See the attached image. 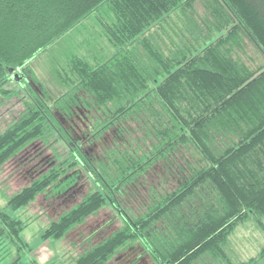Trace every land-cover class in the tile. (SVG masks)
Returning <instances> with one entry per match:
<instances>
[{"label":"trees","instance_id":"1","mask_svg":"<svg viewBox=\"0 0 264 264\" xmlns=\"http://www.w3.org/2000/svg\"><path fill=\"white\" fill-rule=\"evenodd\" d=\"M199 1L210 3L0 0V103L17 99L23 107L0 130V169L30 146H50L49 138L66 145L60 163L11 198L6 210L16 213L61 184L80 157L93 180L89 192L49 224L43 240L65 237L108 203L124 220L72 264H107L135 245L152 264H199L225 256L239 222L262 226L264 65L252 69L239 51L247 41L264 56V0H215L212 21L221 35L194 25V34L181 38L172 17ZM105 4L112 18L102 25L116 48L113 57L98 63L71 53L65 68L56 69L68 89L60 98L8 87L22 80L21 68ZM96 141L94 164L82 146ZM158 166L162 175L152 183L147 179ZM138 197V209L126 204ZM6 210L0 208V253L6 257L13 247L11 264H24L31 253L22 238L27 223Z\"/></svg>","mask_w":264,"mask_h":264},{"label":"rangeland","instance_id":"2","mask_svg":"<svg viewBox=\"0 0 264 264\" xmlns=\"http://www.w3.org/2000/svg\"><path fill=\"white\" fill-rule=\"evenodd\" d=\"M209 2L199 1L190 10L181 11L177 16L174 14L172 17L174 21L170 25L176 27L177 32L175 33L179 32L181 38L187 39L189 34H194L192 29L195 25L196 27H202L204 31L210 30L212 32L215 30L213 37L217 38L221 35V32L216 31L220 25L218 22L212 21L218 2L216 3L215 0H209ZM111 18L112 13L109 11L108 6L103 5L98 12L74 28L53 48L35 57L25 67L21 68L18 73L22 80L15 81L13 79L8 87L23 94L32 93V87H34L36 90L46 91L57 98L62 97L68 89L58 80L56 69L65 68V64L67 65L68 62L66 58L70 57L71 53L78 54L79 57L85 56L98 63L106 61L105 59L109 60L117 53L102 25L104 19ZM204 19L210 21V23H203ZM164 42L170 45L169 39L166 37ZM243 43L246 45L239 51L241 56L239 57L243 59L245 64L252 69L263 66L264 56L260 51L247 41ZM22 111V104L17 99L10 103H0V130L13 122ZM79 129L81 135L84 129ZM89 138L84 137L82 139L83 143H87ZM106 141L108 140L106 139ZM48 142H50V146L48 144L30 146L23 150L17 158H14L0 169L1 209L6 210L11 198L29 186L43 173H46L52 167L54 168L57 165L56 162L60 163L56 160V157L63 152L64 147H66L65 143L63 141L57 142L54 138H49ZM100 146L101 144L98 141L91 145L82 146L84 154L94 164L96 163L95 155H98ZM91 153L94 155L89 156ZM76 162L78 164L74 169L65 172L66 176L62 177L61 184L52 189L49 188L36 201L16 213L6 210L14 218L27 223L22 238L28 244L31 253L26 255L24 264H30L33 261L38 264H72L87 249L101 244L124 225L119 208L108 203L97 215L89 218L84 224L77 226L65 237L59 240H43V234L49 224L78 205L89 192L93 182L89 175L90 170L86 167L82 158L77 157ZM152 172L154 173L147 180H151L152 183L155 180V183L158 175H162L159 166L155 167ZM143 194L144 190H140L142 198ZM139 198L132 201L126 199V204L128 206L134 204L132 208L138 209L141 204H138ZM256 221L246 219L239 222L223 248L225 256L220 259L216 258V260L206 258L199 264H264V220L262 226ZM11 249V254L6 257L0 253L4 258L0 259V264H11L13 262L16 257V249L13 247ZM107 264H152V258L143 247L135 245L120 251Z\"/></svg>","mask_w":264,"mask_h":264}]
</instances>
